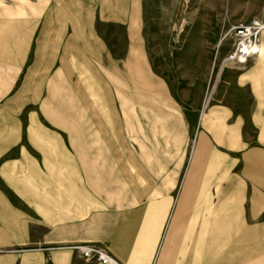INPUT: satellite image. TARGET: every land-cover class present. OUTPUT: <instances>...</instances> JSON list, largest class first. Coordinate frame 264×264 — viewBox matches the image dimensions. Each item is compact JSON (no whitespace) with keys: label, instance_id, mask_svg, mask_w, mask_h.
<instances>
[{"label":"crops","instance_id":"crops-1","mask_svg":"<svg viewBox=\"0 0 264 264\" xmlns=\"http://www.w3.org/2000/svg\"><path fill=\"white\" fill-rule=\"evenodd\" d=\"M134 3L0 0V264H100L78 244L119 264L230 262L215 213L234 236L264 237V32L203 113L215 83L207 93L185 164L177 138L198 105L179 103L135 42ZM213 148L239 151L227 182Z\"/></svg>","mask_w":264,"mask_h":264},{"label":"rangeland","instance_id":"rangeland-1","mask_svg":"<svg viewBox=\"0 0 264 264\" xmlns=\"http://www.w3.org/2000/svg\"><path fill=\"white\" fill-rule=\"evenodd\" d=\"M134 5L137 15L135 42L144 45L157 73L165 78L170 92L179 103L198 105V127H193L187 137L184 134L183 138H177L176 146L185 150L184 161L187 164L196 147L197 129L198 133L202 130L200 119L203 113L220 98L228 75L243 70L247 62L260 53L228 61L242 42L236 31L259 24L262 27L251 29V35L244 42L260 43L261 33L264 32V0H135ZM214 83L213 92L203 109L205 97ZM231 128L237 132L238 127ZM213 129L215 135L221 136V133H226L222 129L227 127L214 126ZM242 129L244 137L251 140L250 146L253 147L256 127L246 125ZM231 134L234 136L235 133ZM213 150L215 180L227 182V178L233 176L227 173L228 168L234 166L236 171L238 166L239 151L231 152L230 157L225 156L224 160L216 157L223 149L219 148L218 152L215 148ZM217 192L215 190V198L218 197ZM260 224L264 226V222ZM233 227L237 228L236 220L227 224L215 213L214 245L219 248L221 259L230 250L231 260L225 262L223 258L224 262L221 260L220 264H264V237H253L261 231L239 238L234 236ZM229 228L230 235L226 236ZM239 258H242L240 262Z\"/></svg>","mask_w":264,"mask_h":264},{"label":"built area","instance_id":"built-area-1","mask_svg":"<svg viewBox=\"0 0 264 264\" xmlns=\"http://www.w3.org/2000/svg\"><path fill=\"white\" fill-rule=\"evenodd\" d=\"M256 24V23H253ZM262 26L257 24L256 26L250 25L247 28L238 30L237 35L242 39L241 43H244L247 46H251L255 43H245L248 35H251V29H259ZM244 36V37H243ZM253 53H248L244 57H248ZM73 248L88 262L100 263V264H119L113 256L107 253L105 250L101 249L94 244H78L74 245Z\"/></svg>","mask_w":264,"mask_h":264},{"label":"bare ground","instance_id":"bare-ground-1","mask_svg":"<svg viewBox=\"0 0 264 264\" xmlns=\"http://www.w3.org/2000/svg\"><path fill=\"white\" fill-rule=\"evenodd\" d=\"M258 51H259V43L258 44H253L251 46H247L244 43H241L239 48H238V50L236 51V53L234 55H231V57L228 58V61L231 62V59H233V58L234 59H238L239 58V59L242 60V59H244V56L247 55L248 53H258ZM216 84H217V82H216ZM206 103H207V101H206Z\"/></svg>","mask_w":264,"mask_h":264}]
</instances>
